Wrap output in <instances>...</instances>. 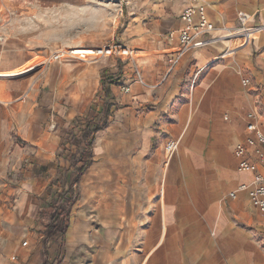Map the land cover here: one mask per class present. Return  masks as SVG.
<instances>
[{"label":"crops","instance_id":"crops-1","mask_svg":"<svg viewBox=\"0 0 264 264\" xmlns=\"http://www.w3.org/2000/svg\"><path fill=\"white\" fill-rule=\"evenodd\" d=\"M91 1L0 0V264H264V213L238 191L264 168L241 172L234 154L249 114L264 134V0L132 11L109 40L136 50L139 78L128 61L96 58L89 32L60 39V26L88 21ZM190 5L212 30L183 49ZM241 13L247 31L230 37ZM77 120L99 126L88 148L68 143ZM60 214L65 231L47 237Z\"/></svg>","mask_w":264,"mask_h":264},{"label":"built area","instance_id":"built-area-1","mask_svg":"<svg viewBox=\"0 0 264 264\" xmlns=\"http://www.w3.org/2000/svg\"><path fill=\"white\" fill-rule=\"evenodd\" d=\"M239 28L228 30L229 36L233 37L236 34H241L247 31L245 27V22L247 21L246 14H238ZM181 20L184 22L185 27L180 30L178 35L179 44L183 49H188L192 46L194 40L200 36L207 35L212 30V25L210 24L204 6L190 5L185 8L181 14ZM197 19L195 22L194 19ZM94 56L96 58H102L105 56H112L118 60L128 61L133 65L134 76L139 78V73L135 67V59L137 57L136 50H133L127 46L121 45L119 43L110 42L96 49ZM171 64L174 61H170ZM198 72L192 78V84L195 83ZM242 85L248 87L250 81L248 79L242 80ZM118 92L128 93L129 86L118 85L116 86ZM248 123L245 126V132L250 136L246 138L244 145H239L234 151L237 158L240 159L238 170L241 172H255L256 165H261L264 168V134L260 131L255 123V117L253 114L248 115ZM83 128V125H81ZM77 139L79 141V146H87L88 138H84L81 133L77 134ZM248 148H253V156L255 158V163L248 161L247 156H250ZM77 149V148H76ZM238 191L247 192L251 204L261 213H264V179L260 175L255 176V180L251 188L249 186H241ZM236 193L230 194L231 199H235ZM63 196H59L56 199L55 207L59 212L67 210V207L62 204L61 199ZM72 200V199H71ZM23 246L26 243L22 244Z\"/></svg>","mask_w":264,"mask_h":264},{"label":"rangeland","instance_id":"rangeland-1","mask_svg":"<svg viewBox=\"0 0 264 264\" xmlns=\"http://www.w3.org/2000/svg\"><path fill=\"white\" fill-rule=\"evenodd\" d=\"M181 0H168L173 4ZM185 1V0H183ZM157 0H92L91 1V16L88 21H85L83 25L78 27L68 28L67 26L59 27L60 39L68 40L75 38L83 32H89L97 37L98 46H103L110 42H114L111 39L113 33L121 28V24L124 20L131 15V12L137 13L145 8V6H154ZM93 40L94 37H91ZM105 40H109L104 42ZM88 47H85V49ZM90 48V47H89ZM72 47L60 48L58 50L63 51L66 54ZM78 49V48H74ZM81 49V48H79ZM96 49L92 53L95 54ZM45 60H41V62ZM77 155L76 153L74 156Z\"/></svg>","mask_w":264,"mask_h":264},{"label":"trees","instance_id":"trees-1","mask_svg":"<svg viewBox=\"0 0 264 264\" xmlns=\"http://www.w3.org/2000/svg\"><path fill=\"white\" fill-rule=\"evenodd\" d=\"M112 81L113 80L111 78H109L108 76H106L104 74L102 75L101 88H102V90L104 92V95L106 97H108V95H109L108 85H110ZM108 109H109V104L105 103L104 104V114H103L102 122H103V120L107 119V117L109 115ZM81 125H84L85 128L81 129ZM76 126H77V128H80L78 130V133H81V135L85 136L86 138H88L89 134L96 133L99 130V126L98 125H93L92 128H90V130L88 132L87 131V129H88L87 124H85L81 120H77L76 121ZM77 134L73 135L72 138L70 140H68L69 145L72 144V143L75 144L76 146L79 145V141L77 139ZM88 147H90V142H88V144H87V148ZM88 157L89 156L86 153V151L81 153L78 162L82 163V166L77 170V172L79 174L82 173L89 166L90 162H89ZM61 201H62V204L67 207V209L72 205V202H73L71 200V198L66 197V195L63 196ZM65 211L66 210H64L62 212V214H64ZM62 214H60L59 216H56V217L53 218L52 223L48 226V229L46 231V236L47 237H50V236H52L54 234L63 233L65 231L68 221L64 218L65 216H62ZM60 216L62 218H60Z\"/></svg>","mask_w":264,"mask_h":264}]
</instances>
